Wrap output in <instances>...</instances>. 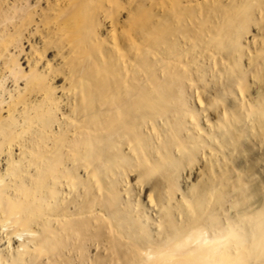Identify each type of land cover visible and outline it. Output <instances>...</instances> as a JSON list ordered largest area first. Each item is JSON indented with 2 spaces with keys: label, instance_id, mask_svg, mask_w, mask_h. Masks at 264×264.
Returning a JSON list of instances; mask_svg holds the SVG:
<instances>
[{
  "label": "bare ground",
  "instance_id": "1",
  "mask_svg": "<svg viewBox=\"0 0 264 264\" xmlns=\"http://www.w3.org/2000/svg\"><path fill=\"white\" fill-rule=\"evenodd\" d=\"M119 1L0 0V264L72 262L108 234L117 264H264V213L213 230L240 182L212 172L177 198L187 156L234 139L226 111L200 124L215 71L264 131V87L245 95L241 68L264 0H137L128 30Z\"/></svg>",
  "mask_w": 264,
  "mask_h": 264
},
{
  "label": "rangeland",
  "instance_id": "2",
  "mask_svg": "<svg viewBox=\"0 0 264 264\" xmlns=\"http://www.w3.org/2000/svg\"><path fill=\"white\" fill-rule=\"evenodd\" d=\"M136 1H119L120 11L115 14V17L120 29H122L121 27H124L123 30L130 28ZM144 2L150 3L151 0H145ZM229 2L230 0H223L225 4ZM51 22L55 23L56 21L53 19ZM102 34L106 37L104 31ZM59 35V33L53 35L57 39L55 40L57 44H59L61 38ZM242 45H244L247 55L241 61V68H245L249 58L253 59V66L246 82L247 91L244 94L254 99L257 98L260 89L264 87V17H261L259 13L255 14L254 21L250 22L246 38L242 40ZM54 50L50 51V58H52ZM223 54H226L225 51ZM221 56L219 55L217 58L221 60ZM224 63L227 67V61H224ZM67 69L68 67H65L64 74H59L58 85H65L66 90L63 91V88H60V90L69 94L68 81H66L67 84L63 83ZM221 72L219 69L215 71L216 76L210 84L212 86L211 91L203 94V107L207 104L209 110L205 113L206 116L201 114L200 124L208 132L209 127L205 124V120L208 124L216 127L223 120V113L226 111L229 115L237 118L234 139L231 136L221 135L217 144L218 152L210 154L208 151L192 159L187 156L179 179L181 191L177 192V198L184 194L190 199L212 172L213 175L227 174L228 177L230 176V180L240 182L243 188L232 189L227 192L222 198L223 202L215 209L216 218L219 220L217 226L213 229L216 233L220 231L219 227L225 228L227 219L234 225L240 226L246 219L264 213V131L261 128L262 126H259V119L256 120L255 116L246 115L245 110L240 108L239 88L235 85L233 87L229 86L233 83H230L228 79H235L236 74L232 71H229V73ZM197 107L201 112L202 109L199 104H197ZM130 180L135 182L134 177H131ZM135 199L140 200L141 203H147L148 200L147 194L143 196V193L141 194L137 189L135 190ZM116 234L115 236H119L118 240L120 241L119 233ZM103 239L102 249L97 250L95 245H91L82 259L76 255L71 259L72 262L60 264H117L118 256L112 254L109 249L113 239L112 235L108 234V237H103ZM98 254L101 256L102 263L97 261Z\"/></svg>",
  "mask_w": 264,
  "mask_h": 264
}]
</instances>
